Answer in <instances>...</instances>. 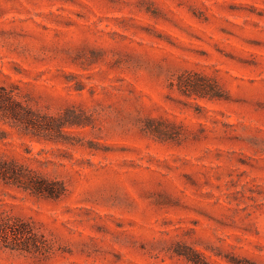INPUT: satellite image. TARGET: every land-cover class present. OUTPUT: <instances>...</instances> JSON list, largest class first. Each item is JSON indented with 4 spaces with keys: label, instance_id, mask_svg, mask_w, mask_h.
I'll return each instance as SVG.
<instances>
[{
    "label": "rangeland",
    "instance_id": "obj_1",
    "mask_svg": "<svg viewBox=\"0 0 264 264\" xmlns=\"http://www.w3.org/2000/svg\"><path fill=\"white\" fill-rule=\"evenodd\" d=\"M0 87V264H264V0H0Z\"/></svg>",
    "mask_w": 264,
    "mask_h": 264
},
{
    "label": "trees",
    "instance_id": "obj_2",
    "mask_svg": "<svg viewBox=\"0 0 264 264\" xmlns=\"http://www.w3.org/2000/svg\"><path fill=\"white\" fill-rule=\"evenodd\" d=\"M199 96L202 97V95ZM33 116L34 113L27 106L15 100L11 91L0 87V118L21 125L33 126ZM7 168L5 171H0V179L11 182L35 194H41L45 191L44 185H46V181L42 178L36 177L34 174H24L12 164H8Z\"/></svg>",
    "mask_w": 264,
    "mask_h": 264
}]
</instances>
